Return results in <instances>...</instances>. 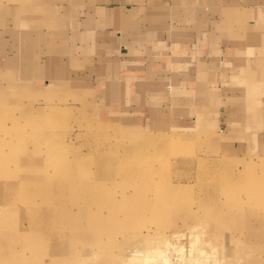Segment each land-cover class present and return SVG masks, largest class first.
Returning a JSON list of instances; mask_svg holds the SVG:
<instances>
[{"label": "rangeland", "instance_id": "rangeland-1", "mask_svg": "<svg viewBox=\"0 0 264 264\" xmlns=\"http://www.w3.org/2000/svg\"><path fill=\"white\" fill-rule=\"evenodd\" d=\"M4 82L0 264H264L260 107L162 126L79 86Z\"/></svg>", "mask_w": 264, "mask_h": 264}, {"label": "crops", "instance_id": "crops-1", "mask_svg": "<svg viewBox=\"0 0 264 264\" xmlns=\"http://www.w3.org/2000/svg\"><path fill=\"white\" fill-rule=\"evenodd\" d=\"M1 79L79 86L160 119L253 118L264 110V2L0 0Z\"/></svg>", "mask_w": 264, "mask_h": 264}, {"label": "bare ground", "instance_id": "bare-ground-1", "mask_svg": "<svg viewBox=\"0 0 264 264\" xmlns=\"http://www.w3.org/2000/svg\"><path fill=\"white\" fill-rule=\"evenodd\" d=\"M51 117H52V116H51ZM1 181H3V180H1ZM1 181H0V182H1ZM1 186H2V185H1ZM30 212H31V211H30ZM262 213H263V212H262ZM30 215H31V214H30ZM26 216H27V215H26Z\"/></svg>", "mask_w": 264, "mask_h": 264}]
</instances>
